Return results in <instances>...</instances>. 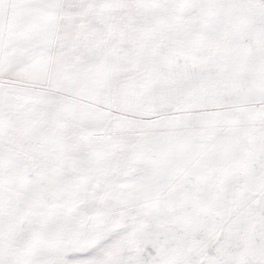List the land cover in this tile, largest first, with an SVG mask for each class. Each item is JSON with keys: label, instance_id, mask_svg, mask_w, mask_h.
<instances>
[{"label": "snow or ice", "instance_id": "snow-or-ice-1", "mask_svg": "<svg viewBox=\"0 0 264 264\" xmlns=\"http://www.w3.org/2000/svg\"><path fill=\"white\" fill-rule=\"evenodd\" d=\"M0 264H264V0H0Z\"/></svg>", "mask_w": 264, "mask_h": 264}]
</instances>
